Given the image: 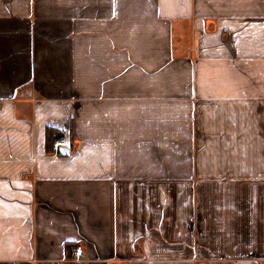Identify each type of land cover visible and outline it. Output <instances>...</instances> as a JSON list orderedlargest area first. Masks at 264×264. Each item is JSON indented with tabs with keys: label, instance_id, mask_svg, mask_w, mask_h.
I'll return each mask as SVG.
<instances>
[{
	"label": "crops",
	"instance_id": "obj_1",
	"mask_svg": "<svg viewBox=\"0 0 264 264\" xmlns=\"http://www.w3.org/2000/svg\"><path fill=\"white\" fill-rule=\"evenodd\" d=\"M0 264H264V0H0Z\"/></svg>",
	"mask_w": 264,
	"mask_h": 264
},
{
	"label": "trees",
	"instance_id": "obj_2",
	"mask_svg": "<svg viewBox=\"0 0 264 264\" xmlns=\"http://www.w3.org/2000/svg\"><path fill=\"white\" fill-rule=\"evenodd\" d=\"M61 137V134H59V132L53 128V127H48L47 128V149L48 151H52L54 150V146H53V142L57 139ZM70 248V245L68 246Z\"/></svg>",
	"mask_w": 264,
	"mask_h": 264
},
{
	"label": "built area",
	"instance_id": "obj_3",
	"mask_svg": "<svg viewBox=\"0 0 264 264\" xmlns=\"http://www.w3.org/2000/svg\"><path fill=\"white\" fill-rule=\"evenodd\" d=\"M65 141H66L65 138H61L59 140H56L54 142V147L55 148H58L60 145L64 144ZM81 252H82V246L81 245H77L76 248H75V251H74L75 256L76 257L80 256L81 255Z\"/></svg>",
	"mask_w": 264,
	"mask_h": 264
},
{
	"label": "rangeland",
	"instance_id": "obj_4",
	"mask_svg": "<svg viewBox=\"0 0 264 264\" xmlns=\"http://www.w3.org/2000/svg\"><path fill=\"white\" fill-rule=\"evenodd\" d=\"M61 138H64V137L61 136V137L57 138L56 140H59V139H61ZM56 140H55V141H56ZM55 141H54V142H55ZM54 142H53V146H54ZM54 148H55V147H54ZM55 149H57V148H55Z\"/></svg>",
	"mask_w": 264,
	"mask_h": 264
}]
</instances>
